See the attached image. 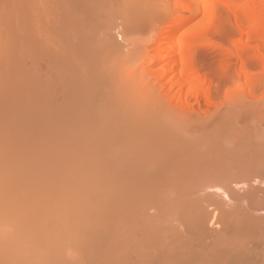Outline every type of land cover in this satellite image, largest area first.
<instances>
[{"label": "bare ground", "instance_id": "6f19581e", "mask_svg": "<svg viewBox=\"0 0 264 264\" xmlns=\"http://www.w3.org/2000/svg\"><path fill=\"white\" fill-rule=\"evenodd\" d=\"M261 90L264 0H0V264H264Z\"/></svg>", "mask_w": 264, "mask_h": 264}, {"label": "rangeland", "instance_id": "374dc122", "mask_svg": "<svg viewBox=\"0 0 264 264\" xmlns=\"http://www.w3.org/2000/svg\"><path fill=\"white\" fill-rule=\"evenodd\" d=\"M224 9V8H223ZM219 11H223V12H218V16L220 15V17H222V16H224V14H225V16L223 17V18H225L228 14L225 12V11H227L226 9H224V10H219ZM222 15V16H221ZM219 17V19L221 20L222 18H220ZM225 19H227V18H225ZM228 21V19L225 21V23H224V25L222 26V28H226V29H219L218 27V29H214V31H216V32H219V33H216V32H213V39L215 40H218V41H220V40H222V41H228V39H229V37H230V41H235V39L237 40L238 38H239V36L237 35L238 33L235 31V28L233 27V25L231 24V25H228V23H230V22H228L227 23V25L229 26H226V22ZM193 24V22L192 21H190L189 23H187L185 26H183V28L179 31V34L182 32V30H185L186 28L188 29V27H190L191 25ZM232 26V27H231ZM221 28V27H220ZM231 29V30H230ZM219 30H221V31H219ZM233 33V34H232ZM215 34V35H214ZM218 34H219V36H218ZM237 35V36H236ZM226 36H227V38H226ZM236 36V37H235ZM220 37L222 38V37H224V38H226L225 40H223L224 38H222V39H220ZM235 37V39L233 40V38ZM214 42H216V41H214ZM218 44H219V42H217ZM217 44V45H218ZM205 46H206V48H205ZM208 46V47H207ZM245 46V45H244ZM202 47H204V48H202ZM201 47V49H203V50H201V49H199L198 50V54H197V56H196V58L197 59H199V58H209L210 59V61H205V60H208V59H201V61L200 60H196L197 62H196V64L198 65V67L199 68H201V70H202V67L204 68V69H206V70H209L210 71V69L208 68L207 69V67H209V66H211V67H213V66H215L216 64H219L218 66L219 67H221L222 68V56H220L221 55V53H219L220 52V50L219 49H217L218 48V46H216V45H203ZM217 47V48H216ZM243 47V46H242ZM242 47H240V49H241V54L243 55V56H246V55H250V54H248L249 52L251 53V54H253V55H250V56H252V57H255L254 59L253 58H250L249 59V61L247 62L246 60V62L247 63H249V64H247V65H249V68L250 69H252L251 67H253V68H257V67H255L256 65H258V67H260V63H256L257 61L258 62H260L258 59H256V56L254 55L255 54V52H254V50L253 49H251V48H246L245 49V47L244 48H242ZM248 47V46H247ZM204 50H206V51H204ZM218 50V51H217ZM252 50V51H251ZM201 51V52H200ZM248 51V52H247ZM200 52V53H199ZM242 52H244V53H242ZM215 53V54H214ZM201 54H203V55H205V56H202ZM207 54L208 55H211V56H207ZM202 56V57H198V56ZM214 55V57H212ZM243 58H246V59H248V56H246V57H243ZM219 59V60H218ZM255 59H256V61H255ZM211 61H212V63H211ZM213 61L215 62V63H213ZM218 61H219V63H218ZM251 62V63H250ZM203 63V64H202ZM206 63V64H205ZM202 64V65H201ZM207 64H210V65H207ZM217 66V65H216ZM154 67H156V64L154 65V66H152V68H154ZM220 68V69H221ZM214 69V70H213ZM220 69L219 68H212L211 69V73H212V75H213V78H215L216 79V77L218 78V79H222L224 76H223V74H220L221 72H220ZM206 70H204V71H206ZM218 72H217V71ZM253 70H256V71H259V72H261V70L260 69H253ZM252 70V71H253ZM256 71H254V72H256ZM232 75H235V76H232ZM256 75H258V73H256ZM223 76V77H222ZM229 76H232L233 78L234 77H237V74H236V72L234 73V72H230V74H229ZM229 76H227V77H229ZM231 77V78H232ZM217 79V80H218ZM215 85V84H214ZM213 85V86H214ZM214 90H216V91H219V90H217V85H215L214 87H213V90H212V93L211 94H213L212 95V97H213V99H217V97H219L218 95V92H216V91H214ZM261 91H264V90H261ZM264 93V92H263ZM258 94V93H257ZM256 94V95H257ZM215 100H213V101H215ZM213 108V107H212ZM210 109V110H214V108L213 109ZM262 118H264V116H261ZM261 120V119H260ZM261 121H263L264 122V119L263 120H261ZM263 122H261L260 124V126H261V128L263 127V125H262V123ZM246 123V122H245ZM264 124V123H263ZM262 129H264V128H262ZM97 244V243H96ZM96 244H94L91 248H93V250L94 251H96V254H97V250H99L98 249V245H96ZM68 248H66V250H67ZM68 251H70V250H68ZM67 251V252H68ZM66 253V252H65ZM69 253V252H68ZM70 253L71 254H73V256H75V255H77V256H80L81 254L82 255H86V250H82V249H80V248H78V247H72L71 248V251H70ZM70 253H69V255H70ZM67 254V253H66ZM68 255V254H67ZM99 255H101V254H99ZM73 256H69L68 258H73ZM76 257V256H75ZM110 261H109V259H107L103 264H108ZM57 264H59V262L57 263ZM61 264H66V263H63V261H62V263Z\"/></svg>", "mask_w": 264, "mask_h": 264}]
</instances>
